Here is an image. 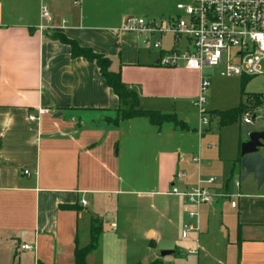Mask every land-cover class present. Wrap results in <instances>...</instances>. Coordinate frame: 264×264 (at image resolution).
Wrapping results in <instances>:
<instances>
[{"label":"crops","instance_id":"1","mask_svg":"<svg viewBox=\"0 0 264 264\" xmlns=\"http://www.w3.org/2000/svg\"><path fill=\"white\" fill-rule=\"evenodd\" d=\"M42 3L49 22L40 18ZM94 3L0 0V264H73L76 247L90 242L92 220L102 235L86 264L158 257L165 264L159 251L172 248L166 232L175 227L181 235L191 209L185 198L167 193L178 170L186 173L175 182L180 189L214 177L217 188L241 194L237 208L226 200L200 207V231L184 239L193 246L198 238L197 255L208 254L217 231L216 264H264V182L258 186L250 173L234 185L239 119L222 125L236 127L229 140L221 137L218 117L215 137L213 119L190 126L185 108L198 93L200 72L159 66L162 52L122 29L125 12L99 11ZM53 33L107 56L109 69L120 72L145 109L175 114L180 124L156 126L144 116L107 122L118 97L93 62L72 57ZM171 43L163 38V49ZM38 108L47 112L30 121ZM258 151L264 158V146ZM24 244L32 248L20 249ZM196 261L206 264L200 256Z\"/></svg>","mask_w":264,"mask_h":264},{"label":"built area","instance_id":"2","mask_svg":"<svg viewBox=\"0 0 264 264\" xmlns=\"http://www.w3.org/2000/svg\"><path fill=\"white\" fill-rule=\"evenodd\" d=\"M79 4L80 0H74ZM177 15L160 20L128 16L122 29L135 31L142 37L145 48L162 52L157 64L161 67H184L200 72L199 88L193 105L197 108L200 125L210 123L209 111L205 107L210 77L202 73L204 67L218 68L223 77H253L264 75V0H177ZM42 22L52 19L50 8L46 3L40 6ZM62 20V23H65ZM41 30L45 25L41 24ZM171 34L172 43L169 49H163L162 39ZM239 121L254 124L264 119V91L245 96ZM47 112L38 108L35 114L28 115L30 121H36ZM193 157V162H198ZM28 174V171H24ZM186 173L176 171L167 193L185 198L191 207L187 211V221L183 225L181 238L187 239L190 233L198 235L199 209L226 200L232 208H237L240 192H230L226 188H217L214 177L199 179L195 186L180 189L175 182L184 179ZM240 177L234 181L240 185ZM81 204L86 202L81 200ZM32 246L24 244L20 249L28 250ZM198 238L186 254H197Z\"/></svg>","mask_w":264,"mask_h":264},{"label":"rangeland","instance_id":"3","mask_svg":"<svg viewBox=\"0 0 264 264\" xmlns=\"http://www.w3.org/2000/svg\"><path fill=\"white\" fill-rule=\"evenodd\" d=\"M177 0H95L94 8L99 11L104 10H119L125 12L126 16L133 17H143L146 19H166L173 18L177 15L175 9V3ZM84 8V3L82 4V9ZM171 34H166L163 36L164 40L168 44L170 39H172ZM202 73L211 77V83L208 87L207 98L205 107L209 114L211 115L210 119L218 117V112L216 110H226L231 107H237L239 101L241 100L240 94V77H223L218 74V68L215 67H204ZM264 91V75L253 76L249 82L244 87V92L247 96L258 94ZM245 98V97H244ZM194 100V99H193ZM215 110V111H211ZM211 111V112H210ZM185 112L188 114V123L190 126L200 124V117L197 111V108L193 105V102L190 106L185 108ZM217 115V116H215ZM239 119V117H238ZM216 121L212 120L213 127V137H215L217 129L215 127ZM221 126V137L223 140L230 139L231 130L235 129L234 123L231 124V127ZM229 126V125H228ZM224 127V128H223ZM214 128L216 132L214 131ZM238 171L234 172V175H237ZM240 177V176H239ZM218 216V215H217ZM213 235L218 236L213 238L211 242V247L208 248V254L203 256V254H186L187 249L192 247V243L189 240H184L181 238L180 232L174 227L173 230L166 232L167 239L170 240L172 248L170 249H161L159 253L163 250H172L173 253L164 256L165 264H170L174 262L175 264H197L196 258L198 256L202 257V260L206 264H216L215 257H219L220 251L222 249L221 242L222 239L217 231H214ZM212 235V237H213ZM214 236V237H215ZM210 239V237L208 236ZM211 240V239H210ZM146 244L145 240H142ZM162 244V243H161ZM160 244V245H161ZM161 258L151 260L148 258L145 262L144 259L141 260V264H163L160 261ZM157 261V262H154ZM144 262V263H143ZM170 262V263H169Z\"/></svg>","mask_w":264,"mask_h":264},{"label":"trees","instance_id":"4","mask_svg":"<svg viewBox=\"0 0 264 264\" xmlns=\"http://www.w3.org/2000/svg\"><path fill=\"white\" fill-rule=\"evenodd\" d=\"M54 40H58L70 46L72 57H82L86 60L93 62L102 78L113 93L118 97L119 105L114 111L113 118H106V121L112 124H119L120 121L130 119L133 117L144 116L148 118L149 122L153 125L160 126L163 123L170 122L179 125L175 114L162 113L156 110L145 109L139 101L138 95L135 91L131 90L125 83L122 82L121 74L119 71L113 72L109 69L110 59L104 54H100L92 50L90 47L79 45L75 40L66 37L60 33L50 34ZM252 77H240V94L247 96L244 92V87ZM243 109L242 104L238 107L219 111V125H227L236 121ZM239 160V159H238ZM238 162V161H237ZM67 208H77L76 206H66ZM102 226L97 221L92 220L90 227V242L83 248L76 247L74 251L73 264H86L87 255L96 249L101 240ZM157 262V261H154ZM158 263V262H157ZM156 263V264H157ZM141 264V263H137Z\"/></svg>","mask_w":264,"mask_h":264},{"label":"water","instance_id":"5","mask_svg":"<svg viewBox=\"0 0 264 264\" xmlns=\"http://www.w3.org/2000/svg\"><path fill=\"white\" fill-rule=\"evenodd\" d=\"M240 158L237 167L240 179L243 180L252 173L258 186L264 182V158L259 149L264 146V119L257 120L254 124L240 122ZM173 253L172 250H163L160 256L164 257Z\"/></svg>","mask_w":264,"mask_h":264}]
</instances>
